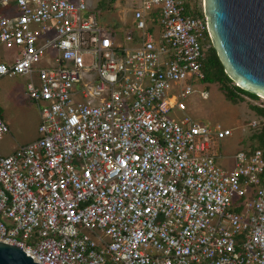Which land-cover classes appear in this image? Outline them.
Listing matches in <instances>:
<instances>
[{
  "label": "built area",
  "instance_id": "2783aa9c",
  "mask_svg": "<svg viewBox=\"0 0 264 264\" xmlns=\"http://www.w3.org/2000/svg\"><path fill=\"white\" fill-rule=\"evenodd\" d=\"M205 35L202 0H140L106 24L86 0H0L16 53L0 80L25 77L40 114L36 139L0 155L1 242L38 264H264L262 152L221 167L231 131L183 104Z\"/></svg>",
  "mask_w": 264,
  "mask_h": 264
},
{
  "label": "rangeland",
  "instance_id": "374dc122",
  "mask_svg": "<svg viewBox=\"0 0 264 264\" xmlns=\"http://www.w3.org/2000/svg\"><path fill=\"white\" fill-rule=\"evenodd\" d=\"M86 4L100 22L106 24L118 23L124 17L129 19L130 11L139 6L140 0H86ZM107 10L110 16L105 17L103 15ZM15 56L14 50L0 45V62L9 64ZM25 85L26 79L23 76L4 77L0 80V111L13 125L0 142V155L10 154L16 144H26L37 136L40 114L29 101ZM218 85L195 83L192 87L195 92L187 96L183 104L186 114L194 121L219 125L231 131L230 137L214 145L216 152L222 156L218 165L230 167L232 157L248 145V136L251 134L249 125L258 122V116L251 107H264V100L244 97L243 102L232 104L224 99ZM201 92L206 93L204 99L200 96Z\"/></svg>",
  "mask_w": 264,
  "mask_h": 264
},
{
  "label": "water",
  "instance_id": "95a60500",
  "mask_svg": "<svg viewBox=\"0 0 264 264\" xmlns=\"http://www.w3.org/2000/svg\"><path fill=\"white\" fill-rule=\"evenodd\" d=\"M210 42L225 74L264 100V0H202ZM0 264H38L0 241Z\"/></svg>",
  "mask_w": 264,
  "mask_h": 264
},
{
  "label": "trees",
  "instance_id": "16d2710c",
  "mask_svg": "<svg viewBox=\"0 0 264 264\" xmlns=\"http://www.w3.org/2000/svg\"><path fill=\"white\" fill-rule=\"evenodd\" d=\"M192 16L202 17V10L196 11ZM205 39L206 53L201 62V71L204 75L202 82L210 85L219 84V90L224 99L232 104L243 102L244 97L257 100L258 97L240 90L232 83L225 74L207 35H205ZM251 110L258 116V123L255 128L251 129V134L248 136L247 147L252 150L261 151L264 162V107L252 106ZM246 144L247 143H245L244 146H246ZM261 183L264 184V171L261 176Z\"/></svg>",
  "mask_w": 264,
  "mask_h": 264
},
{
  "label": "crops",
  "instance_id": "0c3cea01",
  "mask_svg": "<svg viewBox=\"0 0 264 264\" xmlns=\"http://www.w3.org/2000/svg\"><path fill=\"white\" fill-rule=\"evenodd\" d=\"M207 85H210V84H207ZM0 114H1V116H2V118L4 119V121L7 123V125H8V127L10 128V127H12L13 125H12V121H9L8 120V118H6V117H4L3 116V113L0 111ZM39 121H40V119H39ZM39 124V123H38ZM36 132H37V130H36ZM37 137V136H36ZM36 138H34L33 140H35ZM32 140V141H33ZM32 141H30V142H32ZM30 142H28V143H30ZM28 143H26V144H28ZM26 144H16L15 146H14V148H13V151L12 152H14L16 149H18L19 147H21V146H24V145H26ZM11 152V153H12ZM10 153V154H11Z\"/></svg>",
  "mask_w": 264,
  "mask_h": 264
}]
</instances>
